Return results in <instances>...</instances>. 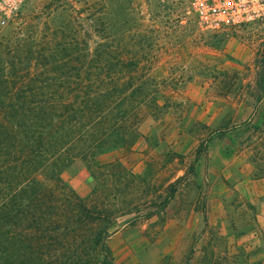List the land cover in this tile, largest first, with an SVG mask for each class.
Wrapping results in <instances>:
<instances>
[{"label": "trees", "instance_id": "1", "mask_svg": "<svg viewBox=\"0 0 264 264\" xmlns=\"http://www.w3.org/2000/svg\"><path fill=\"white\" fill-rule=\"evenodd\" d=\"M91 1L40 0L0 35V264H111L123 163L99 157L132 151L143 111L166 106L145 57L158 30L141 12L131 21L129 0L110 13ZM77 168L96 182L92 204L71 186ZM183 179L165 187L161 212Z\"/></svg>", "mask_w": 264, "mask_h": 264}, {"label": "rangeland", "instance_id": "2", "mask_svg": "<svg viewBox=\"0 0 264 264\" xmlns=\"http://www.w3.org/2000/svg\"><path fill=\"white\" fill-rule=\"evenodd\" d=\"M184 1L129 0L131 21L141 12L146 28L159 32V47L144 54L166 106L156 116L143 111L132 151L99 157L123 163L110 213L111 264H264V93L256 84L264 24L210 31ZM91 2L103 12L115 7ZM39 4L26 0L0 35ZM183 175L161 212L165 187ZM69 177L94 203L95 180L80 168Z\"/></svg>", "mask_w": 264, "mask_h": 264}, {"label": "built area", "instance_id": "3", "mask_svg": "<svg viewBox=\"0 0 264 264\" xmlns=\"http://www.w3.org/2000/svg\"><path fill=\"white\" fill-rule=\"evenodd\" d=\"M26 0H0V26L16 16ZM210 31L264 24V0H185Z\"/></svg>", "mask_w": 264, "mask_h": 264}]
</instances>
